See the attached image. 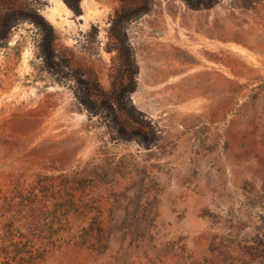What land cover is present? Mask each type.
Segmentation results:
<instances>
[{"label": "rangeland", "instance_id": "374dc122", "mask_svg": "<svg viewBox=\"0 0 264 264\" xmlns=\"http://www.w3.org/2000/svg\"><path fill=\"white\" fill-rule=\"evenodd\" d=\"M89 1L0 43V264H264V0Z\"/></svg>", "mask_w": 264, "mask_h": 264}, {"label": "trees", "instance_id": "16d2710c", "mask_svg": "<svg viewBox=\"0 0 264 264\" xmlns=\"http://www.w3.org/2000/svg\"><path fill=\"white\" fill-rule=\"evenodd\" d=\"M66 4L77 14L80 13V0H64ZM189 6L199 9V8H209L212 7L219 0H185ZM122 6L117 10L115 16V24L118 26H125L128 21L132 19H137L142 13L148 12L151 8V0H121ZM29 20L34 22L35 25L40 29L43 34V58L45 64L49 68H54L57 63L54 60V51L52 49V43L54 38V29L45 18L39 13L37 8L31 7L27 2H19V0H0V43L6 39L11 31V29L16 26L19 22ZM130 86H124L122 84L121 90H114L111 94H100L99 92L95 93L96 88L92 90L94 96H102L101 107H106L113 109V103L115 102L119 106V110L127 111L125 106L122 105V96L128 98V101H131L129 95L130 92L135 90V85L133 83V78L131 75ZM94 91V92H93ZM128 92V95H127ZM103 93V92H102ZM112 101V104L109 102ZM81 102L85 104L87 109L93 114H97L99 110L97 109L96 100H91L89 98L81 99ZM122 137L124 139H131L132 134L127 132V130H122ZM140 135L139 132H136ZM143 141H151L152 138L143 136Z\"/></svg>", "mask_w": 264, "mask_h": 264}, {"label": "bare ground", "instance_id": "6f19581e", "mask_svg": "<svg viewBox=\"0 0 264 264\" xmlns=\"http://www.w3.org/2000/svg\"><path fill=\"white\" fill-rule=\"evenodd\" d=\"M61 1V0H60ZM89 0H87V2L85 3L86 4V6H87V9H88V12L92 15V16H94V17H97V16H99L100 17V15L99 14H97L95 11H94V9H95V4L93 3V1H89ZM59 3V2H58ZM60 4V7H61V9H62V12H67V7H66V5H65V3H63V2H60L59 3ZM59 7V8H60ZM68 13V12H67ZM62 14H64V13H62ZM69 14V13H68ZM52 18V17H51ZM54 18L55 17H53V20H54Z\"/></svg>", "mask_w": 264, "mask_h": 264}]
</instances>
